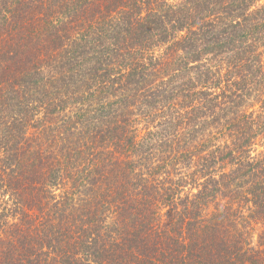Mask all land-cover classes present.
Instances as JSON below:
<instances>
[{
    "label": "trees",
    "instance_id": "obj_1",
    "mask_svg": "<svg viewBox=\"0 0 264 264\" xmlns=\"http://www.w3.org/2000/svg\"><path fill=\"white\" fill-rule=\"evenodd\" d=\"M0 264H264V0H0Z\"/></svg>",
    "mask_w": 264,
    "mask_h": 264
}]
</instances>
